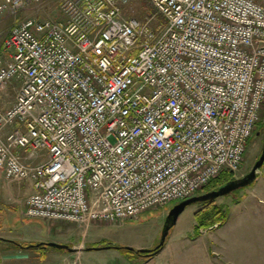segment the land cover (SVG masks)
Instances as JSON below:
<instances>
[{
	"label": "built area",
	"instance_id": "1",
	"mask_svg": "<svg viewBox=\"0 0 264 264\" xmlns=\"http://www.w3.org/2000/svg\"><path fill=\"white\" fill-rule=\"evenodd\" d=\"M260 1L147 0L138 19L129 0H60L56 19L13 25L0 172L30 185L22 218L124 223L234 175L264 105Z\"/></svg>",
	"mask_w": 264,
	"mask_h": 264
},
{
	"label": "rangeland",
	"instance_id": "2",
	"mask_svg": "<svg viewBox=\"0 0 264 264\" xmlns=\"http://www.w3.org/2000/svg\"><path fill=\"white\" fill-rule=\"evenodd\" d=\"M129 2L130 6L126 10L129 16L143 19L152 11L147 0H129ZM59 3L60 0L42 1L14 14L7 13L8 17L4 22L8 21L6 24L9 25L0 36L3 39L13 25L26 19L37 21L56 19ZM260 3L264 6V0ZM2 25L5 26L0 24V28ZM3 94L7 104L11 101V97H14L15 92L10 86ZM263 127L264 105L242 165L233 175L235 180L247 176L260 157L264 139ZM0 183L2 184L0 247L9 245L8 241L32 245L55 243L69 249L80 246L84 250L89 249L83 253L80 264H264V223L259 226V223L264 221V165L258 171L257 179L252 186L215 200V205L229 211V220L227 219L223 226L216 225L211 229H202L196 237L194 214L201 206L198 203L189 205L169 233L163 250L149 260L126 251L103 248L108 243H112L122 248H131L133 251L153 250L159 243L168 214L174 206L183 201H175L165 207L146 211L136 220L117 224L94 223L83 230L73 224L22 218L24 202L32 193L30 185L7 181L1 174ZM204 194L200 191L194 197ZM249 210L261 216L255 215L254 221L250 223L253 228L248 227L246 231L244 223L233 225L236 218L249 214ZM259 230L263 232L259 234L257 232Z\"/></svg>",
	"mask_w": 264,
	"mask_h": 264
},
{
	"label": "crops",
	"instance_id": "3",
	"mask_svg": "<svg viewBox=\"0 0 264 264\" xmlns=\"http://www.w3.org/2000/svg\"><path fill=\"white\" fill-rule=\"evenodd\" d=\"M1 2H2V0H0V3ZM3 14H5V15H3ZM3 14L0 16V24H4L5 26L2 25V27L0 28V35H1V32H3L4 30L7 29V25H9V24H6L8 21L4 22V21H6L8 14L7 13H3ZM7 35L3 39L0 36V41H1L0 44L4 41V39L7 37ZM3 96H4V94H3ZM10 100L11 101H9V103H7V105H9L13 102V97H11ZM0 174L3 176V174L1 172H0ZM0 188H2L1 183H0ZM0 194H1V192H0ZM25 202H26V200H25ZM25 202H24V206H25ZM263 202H264V200H263ZM24 206H23V208H24ZM248 213L249 214H244L241 216L238 215L239 217L236 218V220L233 222V225L237 226V225L244 223V224H246L245 225L246 231H247L248 227L253 228L254 226H252V224H250V223H252L254 221V219H255L254 217H256L255 215H257L259 217H261V216H260V214L251 213V210H249ZM263 223H264V221L260 222L259 226ZM248 231H253V230H248ZM257 232L259 234H261L263 231L259 230ZM69 250H71V251H67V250H63V249L50 248V247L20 248V247L11 246V245L2 246V247H0V264H80V260L82 259L83 253H85L86 251H89V249L84 250V248L83 247L80 248V246L73 247L72 249H69Z\"/></svg>",
	"mask_w": 264,
	"mask_h": 264
},
{
	"label": "water",
	"instance_id": "4",
	"mask_svg": "<svg viewBox=\"0 0 264 264\" xmlns=\"http://www.w3.org/2000/svg\"><path fill=\"white\" fill-rule=\"evenodd\" d=\"M263 138H264V127H263ZM263 165H264V139H263V147H262L260 157L258 158V160L255 163V165L253 166L251 172L247 176H245L241 179L234 180V181L220 187L218 190H216L214 192L206 193V194L201 195L199 197L190 198V199L185 200L182 203L174 206L172 208V210L170 211V213L168 214L166 220H165L164 226H163L162 231H161L160 240H159L158 245L153 250H139L138 253L141 255L144 254V255H148V256L149 255L156 256L157 254H159L164 248V245H165L166 239L169 235V232L174 228V226L177 223L179 216L185 210L186 207H188L189 205L195 204V203L214 201L218 198L227 196V195L231 194L232 192H234L240 188H245V187L251 185L256 180L257 173L263 167ZM44 245H45V247L71 251V250H69L68 247H66L64 245H59V244H55V243H47ZM104 249H107V248H104ZM126 250L133 251V249H131V248H126Z\"/></svg>",
	"mask_w": 264,
	"mask_h": 264
},
{
	"label": "trees",
	"instance_id": "5",
	"mask_svg": "<svg viewBox=\"0 0 264 264\" xmlns=\"http://www.w3.org/2000/svg\"><path fill=\"white\" fill-rule=\"evenodd\" d=\"M249 143H250V141L248 142V144ZM256 179H257V176H256ZM234 180H235V178H234L233 174H231L229 172H223L218 176V178L211 181L202 190V192H204L205 194L210 193V192H214V191L218 190L220 187H222V186H224V185H226V184H228ZM255 181L247 187L252 186L255 183ZM241 189H244V188H240L236 191H240ZM245 189H246V187H245ZM198 204L201 206L200 210H198L194 214L195 222H196L194 231H195L196 237L199 236L200 230H202V229H211L216 225H219V227H221L227 222V219L229 216V211L227 209L226 210L223 209L222 206L215 205V200L214 201L201 202ZM168 237H169V235H168ZM168 237H167V239H168ZM8 243L11 246H16V247H20V248H31V247L44 248L45 247V245L41 244V243H37L36 245H32L30 243L18 244L16 242H12V241H8ZM93 247H97V246H93ZM104 247L107 249H117V250H121V251H126L127 253L135 254L136 256H138L144 260H149L152 257H154L152 255H149V256L144 255V254L141 255L138 253V251H128V250H126V248H122V247L113 245L112 243H108Z\"/></svg>",
	"mask_w": 264,
	"mask_h": 264
}]
</instances>
